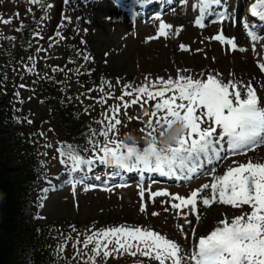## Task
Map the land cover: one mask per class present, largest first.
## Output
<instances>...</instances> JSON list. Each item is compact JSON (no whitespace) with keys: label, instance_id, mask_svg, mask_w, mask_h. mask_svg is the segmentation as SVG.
<instances>
[{"label":"snow or ice","instance_id":"6c2138e0","mask_svg":"<svg viewBox=\"0 0 264 264\" xmlns=\"http://www.w3.org/2000/svg\"><path fill=\"white\" fill-rule=\"evenodd\" d=\"M64 2L68 3V0ZM149 2L150 0H139L141 5ZM30 3L39 4L42 9L52 7L46 0H30ZM221 4L222 0H197L194 7H198L199 15L195 18V24L203 28L204 18L212 6ZM250 13L264 21V0H255ZM227 16L225 11L219 13L217 19L223 21ZM12 19L13 17H8L2 22L7 24ZM244 27L253 41L255 51V42L262 37L249 23L245 22ZM171 29L173 25L161 19L157 35L167 36ZM33 35L39 36L40 32H34ZM57 35L60 33L57 32ZM215 39L227 43L233 50L238 48L237 43L224 34L216 35ZM180 48L187 49L188 46L180 44ZM84 59L89 57L84 56ZM34 68L33 64L28 67V71H33ZM259 68L264 71V63H260ZM156 79L159 87L126 84L124 94L119 97L124 101L125 110L129 104H136L141 96L148 99L159 98L153 106L143 109L142 114L135 117L143 120L142 131L147 130L143 146L130 136L126 139L119 138L117 126L123 123L121 116H127L129 120L133 117L122 111L121 105L114 104L110 108V115L107 110L102 112L104 119L100 123L103 127L93 130V137L102 136L103 139H89L91 152L98 153V156L85 157L79 148L71 144L60 147L59 154L64 158L61 162L71 164L70 172H75L82 165H87L90 169L98 159L100 163L123 169L137 168L166 175H191L201 167L203 159L209 162L221 160L225 143L230 155L246 153L249 149L264 145V99L258 96L256 88L250 82L235 79L225 81L214 73L207 74L206 79L192 75H178L175 80L164 77ZM20 87L25 85L21 84ZM103 91L101 88V92ZM167 93L171 95H166ZM125 95L134 98L125 100ZM16 96L19 97L18 92ZM107 96H112V93L105 92L97 99L105 102ZM39 134L44 135L43 132ZM209 174L213 175L212 181L200 185L187 196L170 194L167 189L151 192L152 197L172 196L174 201H178L171 202L172 209L187 208L188 212L179 213L185 217V223H190L187 219L190 213L197 212L198 201H202L205 206L213 201L240 209L247 206L240 214L219 220L214 229L199 236L198 240L194 239L189 247L182 246L151 228L124 223L99 229L93 226L91 231L77 232L76 237L62 236L54 251L57 256H61L68 242H72L73 253L71 257H65L66 264H107L110 257L125 254L141 257L134 264H151L152 260L157 264H264V162L252 159L246 162L233 161L223 174H216L215 169ZM69 182L75 188L77 181L70 179ZM206 189H210V192H206ZM140 196L144 197L143 190ZM145 210V204L141 203L140 211ZM152 215L158 213L153 212ZM178 227L183 231L182 225ZM72 231L76 229L72 228ZM192 234L195 236V230H192Z\"/></svg>","mask_w":264,"mask_h":264},{"label":"rangeland","instance_id":"374dc122","mask_svg":"<svg viewBox=\"0 0 264 264\" xmlns=\"http://www.w3.org/2000/svg\"><path fill=\"white\" fill-rule=\"evenodd\" d=\"M88 1V7H85L84 0H68V3L60 0L57 3L51 4L52 7L48 11L47 17L42 20L35 30L36 32H40L41 42L29 55L16 59V28L19 25L21 16L32 3H30V0H0V55H4V53L8 54V57L5 58L4 66H0V68L2 67L5 73L4 80L7 84L20 80L19 84L25 85V87L19 86L17 91L19 93L18 99H24L32 103V115L35 118H49V113L47 108L36 103L37 98L31 81L34 78V71L30 73L26 69L23 75L20 76L17 72V66L19 60H22L26 65L30 63L38 64L44 60L49 68H52L51 65L59 63L60 58H63L62 52L66 46V42L62 43L54 38H44L52 28L58 15L64 17L60 21H68L64 23L68 31L81 33L84 49L91 59L92 72H94L97 78L96 85L105 78L108 80L105 84L112 87L111 90L114 91L115 96L108 98L110 106L119 104L122 111H126L127 115L133 117V119L129 120L127 116H121L123 123L117 126L120 131L118 133L119 138L126 139L130 136L138 141L140 146L143 145V137L146 135V130L142 131L143 128L136 121L135 117L143 111L141 105H144L145 102H142L140 98L136 104H129L125 110L123 108L124 101L120 100L117 96L120 91V87L118 86L124 89V85L126 84H131L135 87L145 84L156 85L159 83L156 79L157 77L175 80L180 72L188 75L194 65H198L201 62L205 63L206 67L209 66L211 70L225 74L227 80L236 79L239 76L251 73V69L254 70V61L257 60L258 54L262 51L260 46L255 47V51H253L252 44L241 43L243 41H241L240 37L237 38V45L239 46L237 51H227L225 50L226 48L211 41V37L213 36H211V32H213L211 31L210 33L194 32L193 37L197 36V39L193 44L191 52L181 54L178 52L180 50L175 41L177 36L176 30H172L165 39H162V36H160L156 41L149 40L148 35H153L154 33L156 35L158 33V26L153 25L149 29L139 30L135 33L127 29L125 24L110 19L112 11L107 5H101L95 0ZM17 12H19L18 16L16 15ZM8 17H13V19L7 24L3 23L2 20ZM139 34L146 36L139 38L141 37ZM12 37H15V39H12ZM34 41H39L36 36ZM6 42L8 44L5 45ZM37 49L41 50L37 51ZM206 57L207 60H203ZM74 71L73 67L67 71L66 83H68L67 91L70 90L69 96L79 97L83 108L94 110L95 106L89 102L93 98L92 95L85 93L76 84H72L76 75ZM114 82H117V85ZM166 95H171V93H167ZM133 98L134 96L125 95L124 97L125 100ZM158 99H154L152 103L155 104ZM18 111L23 112L24 108ZM108 114L110 115L111 112ZM125 127H128V130L123 131L122 128ZM95 130L98 129L95 128ZM41 132L44 135H40L39 133ZM92 134L93 132L90 138L103 139L102 136L93 137ZM34 140L38 156L46 165L44 173L38 181L44 176H58L62 173L64 165H71L70 163L64 164L61 162L64 158L60 156L59 149L62 145L65 146V142L58 138L52 128L44 126L38 134L35 132ZM85 148L89 149L83 152L85 157L99 155L98 153L91 152L90 145H84L83 149ZM257 154L247 159L264 162V155L261 152H257ZM153 191L154 189H150L145 193L143 198L132 187L111 195L79 191L78 207L75 208L68 193L62 192L50 196L46 200L45 198H41L42 194L33 196V188H31L29 191L27 218L30 220L31 217L39 215L53 222L55 225L65 223L64 225L70 229H77V226L80 224L85 231L93 230V226L95 229L105 226H118L124 224L123 221L125 220L126 224L130 226L147 227L159 231L161 234L180 244H182L187 236L189 237V230L197 223H200V227H210L206 223L208 219L204 220L206 217L204 212L201 213L198 210L197 212L190 213L187 217L190 223H185V217L179 215V213L188 212L187 208L169 215L172 218L173 226L178 221L180 223L178 225L183 226V231L180 230V227L176 228L174 226L173 228L160 222L159 219H155V217L157 218L161 215L159 209L166 204L171 205L174 199L170 195L152 197L151 192ZM141 203L146 206L144 212L140 211ZM214 208L218 212L216 218L218 219L224 210L222 207L216 205ZM153 212L158 213V215H152ZM163 220L165 218H162ZM68 255L70 253L66 250V256ZM111 258L113 257H110L108 261Z\"/></svg>","mask_w":264,"mask_h":264},{"label":"trees","instance_id":"16d2710c","mask_svg":"<svg viewBox=\"0 0 264 264\" xmlns=\"http://www.w3.org/2000/svg\"><path fill=\"white\" fill-rule=\"evenodd\" d=\"M55 91L54 85H50L41 94L55 115L66 123L70 116L63 110L61 100L56 101L47 96L53 95ZM2 121L0 117V264H24L26 258L37 264H53L46 259L47 254L41 252L33 242L39 227L25 222L22 195L27 182L33 180V175L29 167L10 165L7 143L11 141L10 128L16 131L10 124V127L1 129ZM44 229L41 226V230Z\"/></svg>","mask_w":264,"mask_h":264},{"label":"bare ground","instance_id":"6f19581e","mask_svg":"<svg viewBox=\"0 0 264 264\" xmlns=\"http://www.w3.org/2000/svg\"><path fill=\"white\" fill-rule=\"evenodd\" d=\"M254 76L250 77V81L253 82H257L256 80H258V76L255 75V73H253ZM51 179H49L48 177H44L41 181H39V183L33 187V196H37L39 193H41L42 191H40L41 188H46L47 184H50ZM123 223H126V221L124 220ZM130 223V221H129Z\"/></svg>","mask_w":264,"mask_h":264}]
</instances>
